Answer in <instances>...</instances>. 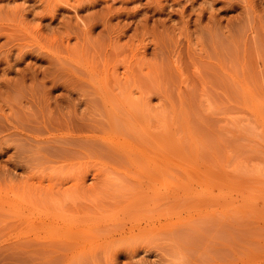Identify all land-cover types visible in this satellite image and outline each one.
<instances>
[{
  "label": "rangeland",
  "instance_id": "obj_1",
  "mask_svg": "<svg viewBox=\"0 0 264 264\" xmlns=\"http://www.w3.org/2000/svg\"><path fill=\"white\" fill-rule=\"evenodd\" d=\"M0 264H264V0H0Z\"/></svg>",
  "mask_w": 264,
  "mask_h": 264
}]
</instances>
